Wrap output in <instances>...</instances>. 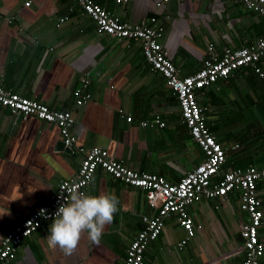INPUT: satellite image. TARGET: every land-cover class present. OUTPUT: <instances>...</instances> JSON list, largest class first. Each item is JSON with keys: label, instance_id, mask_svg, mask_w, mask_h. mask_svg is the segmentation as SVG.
Returning a JSON list of instances; mask_svg holds the SVG:
<instances>
[{"label": "crops", "instance_id": "obj_1", "mask_svg": "<svg viewBox=\"0 0 264 264\" xmlns=\"http://www.w3.org/2000/svg\"><path fill=\"white\" fill-rule=\"evenodd\" d=\"M158 1L95 0L133 24H148L157 15L165 27L164 50L181 76L202 67L210 57L209 45L221 55L264 36V18L236 0H171L156 10ZM62 17L68 20L58 24ZM260 66L264 71V58ZM86 79L92 98L78 108L72 91ZM0 85L53 110H72L79 145L105 149L111 159L138 173L177 183L205 159L180 121L176 98L164 78L150 70L139 43L98 36L75 0H0ZM197 102L209 131L225 149L221 173L264 166V78L242 68L198 92ZM58 144L54 124L0 110V241L20 220L49 204L61 181L75 178L81 157L59 150ZM102 191H114L120 203L99 241L85 231L73 253L65 255L49 247L53 221H48L22 241L11 264H124L142 218L157 210L149 207L143 190L98 170L86 193ZM257 195L263 210L258 236L264 242V181ZM187 212L194 235L187 237L175 216L167 218L145 251L144 264L241 263L240 228L247 216L237 192L223 200L203 199ZM182 240L186 243L179 249Z\"/></svg>", "mask_w": 264, "mask_h": 264}, {"label": "built area", "instance_id": "obj_2", "mask_svg": "<svg viewBox=\"0 0 264 264\" xmlns=\"http://www.w3.org/2000/svg\"><path fill=\"white\" fill-rule=\"evenodd\" d=\"M78 8L93 22L98 36L117 40H129L139 43L142 55L150 70L159 73L165 80L177 100L180 109V121L204 154V161L193 171L188 172L179 182L170 183L156 174L138 173L127 168L121 162L109 157L100 147L85 148L77 143L73 133L75 123L72 110H53L44 103L23 97L19 93L0 85V110H6L13 116L35 117L40 121L54 124L64 147L80 155V164L74 179L61 181L49 204L36 208L27 217L20 220L5 232L0 241V264H11L22 241L36 232L45 222L53 221L58 208L65 203L73 189L86 193L95 173L102 170L115 180L130 187L140 188L146 193L149 207L157 210L153 217L144 216L142 226L125 251L124 264H144V254L148 246L160 236L165 220L171 216L185 230L187 237L194 235V226L187 209L201 200H223L229 193L237 192L239 207L246 214V221L240 228L243 259L240 264H260L264 255V242L258 231L262 226L263 210L257 195V185L264 181V166L247 167L222 172L225 163V149L209 131L202 110L197 102V93L211 87L219 80H226L242 68L249 67L260 78L264 71L260 61L264 58V36L249 45L227 48L221 55L208 46L210 57L194 74L181 76L172 59L164 50L162 39L165 27L157 15L149 18L148 24L125 22L110 13L95 0H75ZM116 4L127 0H112ZM171 0L155 3L156 10H162ZM246 11L264 17V0H236ZM30 2L25 3L29 6ZM68 20L62 17L58 24ZM89 80L72 91L75 107L87 104L92 94L88 91ZM131 122V118H126ZM159 127L164 123L156 119ZM145 126V123H141ZM45 210L41 214V210ZM47 215L49 219H45ZM186 243L178 244L181 249Z\"/></svg>", "mask_w": 264, "mask_h": 264}, {"label": "clouds", "instance_id": "obj_3", "mask_svg": "<svg viewBox=\"0 0 264 264\" xmlns=\"http://www.w3.org/2000/svg\"><path fill=\"white\" fill-rule=\"evenodd\" d=\"M119 203L114 191L91 195L73 189L50 225V235L46 237L49 247L71 255L85 231L93 241H99L106 226L113 222ZM44 211L41 210L42 215ZM44 218L49 219L47 215Z\"/></svg>", "mask_w": 264, "mask_h": 264}, {"label": "water", "instance_id": "obj_4", "mask_svg": "<svg viewBox=\"0 0 264 264\" xmlns=\"http://www.w3.org/2000/svg\"><path fill=\"white\" fill-rule=\"evenodd\" d=\"M57 148H58L59 150L64 149L65 151H68V152H70V153H73L72 150H70V149L64 147L62 141H61V144H58V145H57ZM73 154H75V153H73Z\"/></svg>", "mask_w": 264, "mask_h": 264}, {"label": "trees", "instance_id": "obj_5", "mask_svg": "<svg viewBox=\"0 0 264 264\" xmlns=\"http://www.w3.org/2000/svg\"><path fill=\"white\" fill-rule=\"evenodd\" d=\"M264 18V17H263ZM263 22H264V20H263ZM264 25V24H263Z\"/></svg>", "mask_w": 264, "mask_h": 264}]
</instances>
